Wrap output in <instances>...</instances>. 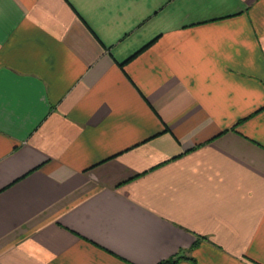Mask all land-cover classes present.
Here are the masks:
<instances>
[{
  "label": "crops",
  "instance_id": "obj_1",
  "mask_svg": "<svg viewBox=\"0 0 264 264\" xmlns=\"http://www.w3.org/2000/svg\"><path fill=\"white\" fill-rule=\"evenodd\" d=\"M168 259L264 264V0H0V264Z\"/></svg>",
  "mask_w": 264,
  "mask_h": 264
},
{
  "label": "trees",
  "instance_id": "obj_2",
  "mask_svg": "<svg viewBox=\"0 0 264 264\" xmlns=\"http://www.w3.org/2000/svg\"><path fill=\"white\" fill-rule=\"evenodd\" d=\"M195 244H197V241H196ZM176 260H177V259H176ZM176 260H175V259H168V260L162 262V264H163V263H173V262H175Z\"/></svg>",
  "mask_w": 264,
  "mask_h": 264
}]
</instances>
